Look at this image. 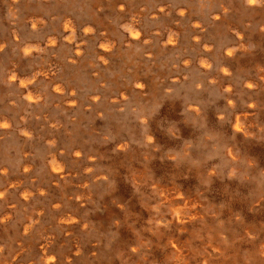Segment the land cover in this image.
I'll list each match as a JSON object with an SVG mask.
<instances>
[{
    "label": "rangeland",
    "instance_id": "1",
    "mask_svg": "<svg viewBox=\"0 0 264 264\" xmlns=\"http://www.w3.org/2000/svg\"><path fill=\"white\" fill-rule=\"evenodd\" d=\"M125 1L124 11L99 5V28L74 35L84 54L105 37L120 42L132 19L178 45L161 53L149 36L137 46L145 89L117 103L113 67L92 86L94 55L77 82L64 72L68 50L36 48L65 15L82 31L85 13L44 12L32 30L22 8L0 0V76L13 68L26 83L0 81V117L10 120L0 129V175L13 184L0 202V219L10 216L0 221V264H264V0ZM159 3L169 8L162 19L136 16ZM221 46L236 53L223 65ZM206 59L207 71L194 65ZM68 82L80 107L53 92ZM28 89L37 102L26 101ZM54 163L64 178H52ZM60 215L75 222L62 228Z\"/></svg>",
    "mask_w": 264,
    "mask_h": 264
},
{
    "label": "bare ground",
    "instance_id": "2",
    "mask_svg": "<svg viewBox=\"0 0 264 264\" xmlns=\"http://www.w3.org/2000/svg\"><path fill=\"white\" fill-rule=\"evenodd\" d=\"M253 0H251L252 2ZM9 4L12 6H19L22 8L25 12V19L27 21V26H30V29L36 30L38 29L42 24V18L40 15L44 14V12L48 13L51 10H71L75 12L76 14L81 12L85 13L89 19L84 20L81 22L82 31L76 28V21L73 18V16L65 15V19L62 21L63 28L59 33H57L53 37H48L45 41H41L39 44H37L36 48H39V50L47 51L49 49H52L54 47H59L64 52H70V57L68 61V66H65V74L69 75V78L73 81L78 79H84L86 80V73L85 71H82L88 66L87 60H89L93 55L95 58H97L96 62L97 65L100 67V71L97 72V75H91L89 76V83L92 84V86H96L98 84V81L100 78H104V70L106 68H114V79L113 82L116 84V90L120 91V96H116L115 102L120 103L123 99H125L126 94L133 93L134 94H140L142 93L143 89H145V84L143 81L144 74L142 73V69H145L144 66L145 60H143V51H136L137 46H140L143 44V41L146 40L149 36H152L155 38L156 41L159 42L158 44V51L161 53H164L165 51H171L175 48H177L178 45V38L176 35H168L167 38H164L165 35H160L157 32L151 33L147 32L142 28V25L138 23L136 19H132L129 23V27L127 29L128 32L122 33L120 42H117L116 39L112 38H103L104 42L101 43L100 47H93L91 51H89L87 54L83 53V42H73V38L75 34L79 35L80 40L84 39L85 37L90 36L94 32L95 29L99 28V13L95 11V8H97L102 3H107L112 8H118L120 11L126 10L128 8V3L125 0H64L63 3L59 5V0H35L34 3H29L27 0H7ZM187 4L191 8L192 2L188 1ZM159 6H154L151 11L147 13L138 12L136 16L140 18H146L151 17L155 19H162L167 15V12L169 11V8L164 3H159ZM15 6V7H16ZM188 11V8L181 10V15H184ZM74 13V15H75ZM40 17V19H39ZM223 21H226V19H223ZM197 27V26H196ZM193 33L197 32V29L194 27L191 29ZM153 34V35H152ZM64 38V40H63ZM239 42V40H238ZM199 46V45H198ZM196 47V46H195ZM65 48V49H64ZM206 49H209V46L205 47ZM205 49V51H206ZM0 50H3V46H0ZM24 53L26 55H33L34 51L32 48H28L26 46L24 48ZM68 50V51H67ZM218 57L219 62L223 65L224 63H227L229 61V57L235 55V50L232 48H223L218 47ZM202 54V51H199ZM147 53V52H146ZM214 54V53H213ZM223 55V56H222ZM199 58H201L199 56ZM187 63L189 61H186ZM210 61L208 59L203 60L201 62L200 66L198 67L197 64L194 63V65L199 68V70L207 71L209 67ZM69 68L70 70L68 71ZM14 71L13 68H7V70H4L3 74L0 76V81H7L11 84H16L17 80H19V85L24 86L26 85L24 79L19 77L18 75L12 73ZM222 73L226 72L227 69L224 68L221 70ZM167 73L165 70H157L156 76L159 75H166ZM52 72H46L44 74L45 77L51 78ZM125 75L126 77L132 78V81H130L132 84L128 85V83H123L122 86L120 85V79H122L121 76ZM88 78V77H87ZM179 79L175 78L177 81ZM70 81V80H69ZM73 85H70V82L66 83V85L62 86H55L53 89L54 94L60 96L61 102L65 103L69 107L72 106H81V103L76 100V96L74 95L73 91ZM68 90H71V92H67ZM97 94V92H95ZM27 99L26 101L31 102H37V96L34 94L33 91L29 90L27 91ZM96 97L99 95H95ZM96 100V98H94ZM24 101V103L26 102ZM240 117V116H239ZM242 118V117H241ZM10 126V120L4 116L0 117V129L5 131ZM239 124L237 121H235V128H238ZM236 132V131H235ZM237 134V133H235ZM56 138V137H55ZM44 142V141H43ZM81 151L76 150L74 153V157L78 158L81 157ZM92 157V156H90ZM91 160V158H90ZM67 172L64 170L61 166H59L57 163L52 164L50 169V175L55 180L62 179L66 176ZM19 181V180H18ZM18 183V182H17ZM19 184V183H18ZM97 186V185H96ZM15 187V186H14ZM13 188V184L7 177H4L0 175V202H2L4 199H6V194L9 192V190ZM32 194L28 192H23L21 195V198L24 201H29L32 198ZM114 206V205H113ZM6 213L10 211L9 208L5 209ZM66 216V215H65ZM10 219V216L4 215L1 217L0 221L3 223H7ZM58 223L61 225V227L65 228L71 225V223L75 222V219L70 216H62L60 215V218L58 219ZM27 229V228H25ZM28 231V230H27ZM73 244V243H72ZM40 249L42 253H45L47 249V242H42L40 245ZM26 251V250H25ZM18 257V256H17ZM48 259L45 261L44 264H55L53 261V258ZM86 260V259H85ZM31 263V262H30ZM5 264H28L26 261L17 260L10 263Z\"/></svg>",
    "mask_w": 264,
    "mask_h": 264
},
{
    "label": "clouds",
    "instance_id": "3",
    "mask_svg": "<svg viewBox=\"0 0 264 264\" xmlns=\"http://www.w3.org/2000/svg\"><path fill=\"white\" fill-rule=\"evenodd\" d=\"M41 193L43 194V190H41ZM69 264H70V261H69Z\"/></svg>",
    "mask_w": 264,
    "mask_h": 264
}]
</instances>
